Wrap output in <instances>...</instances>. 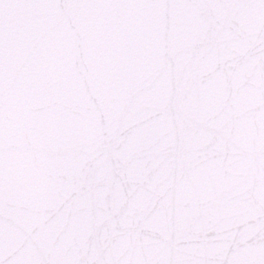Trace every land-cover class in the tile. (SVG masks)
Instances as JSON below:
<instances>
[{"label": "snow or ice", "instance_id": "snow-or-ice-1", "mask_svg": "<svg viewBox=\"0 0 264 264\" xmlns=\"http://www.w3.org/2000/svg\"><path fill=\"white\" fill-rule=\"evenodd\" d=\"M0 264H264V0H0Z\"/></svg>", "mask_w": 264, "mask_h": 264}]
</instances>
